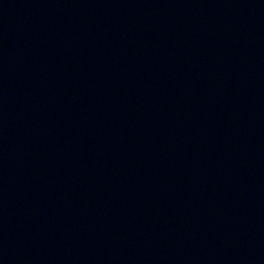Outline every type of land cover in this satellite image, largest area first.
Returning a JSON list of instances; mask_svg holds the SVG:
<instances>
[{
    "label": "water",
    "instance_id": "95a60500",
    "mask_svg": "<svg viewBox=\"0 0 264 264\" xmlns=\"http://www.w3.org/2000/svg\"><path fill=\"white\" fill-rule=\"evenodd\" d=\"M0 264H264V0H0Z\"/></svg>",
    "mask_w": 264,
    "mask_h": 264
}]
</instances>
